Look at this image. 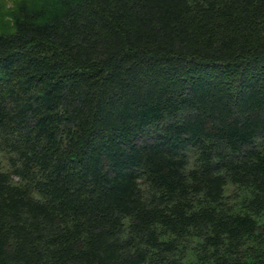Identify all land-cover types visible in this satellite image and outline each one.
I'll list each match as a JSON object with an SVG mask.
<instances>
[{
	"label": "trees",
	"instance_id": "1",
	"mask_svg": "<svg viewBox=\"0 0 264 264\" xmlns=\"http://www.w3.org/2000/svg\"><path fill=\"white\" fill-rule=\"evenodd\" d=\"M0 264H264V0L0 5Z\"/></svg>",
	"mask_w": 264,
	"mask_h": 264
},
{
	"label": "rangeland",
	"instance_id": "2",
	"mask_svg": "<svg viewBox=\"0 0 264 264\" xmlns=\"http://www.w3.org/2000/svg\"><path fill=\"white\" fill-rule=\"evenodd\" d=\"M19 0H0V5L6 7L13 11L17 8ZM8 155L7 152L1 151L0 152V169L4 171H10L9 163L7 161Z\"/></svg>",
	"mask_w": 264,
	"mask_h": 264
}]
</instances>
